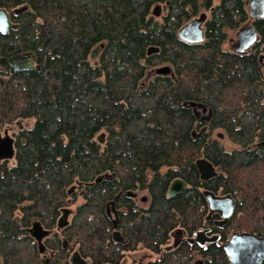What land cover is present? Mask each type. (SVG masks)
I'll return each instance as SVG.
<instances>
[{"label":"trees","instance_id":"1","mask_svg":"<svg viewBox=\"0 0 264 264\" xmlns=\"http://www.w3.org/2000/svg\"><path fill=\"white\" fill-rule=\"evenodd\" d=\"M157 1H169L162 22L150 14ZM200 4L0 0L11 12L25 6L13 15L17 27L0 34V74L8 76L0 86V128L34 121L16 133L14 162L0 160V264H73L77 252L91 264L116 263L139 247L158 254L174 228H200L202 187L236 196L224 238L231 230L264 235V147L253 148L264 141V78L256 51L222 49L228 30L246 21L247 0H223L206 23L205 39L185 42L178 36L182 18ZM253 24L254 45L263 50L264 18ZM151 45L159 51L147 54ZM23 52L35 56V66L11 73L1 58ZM162 63L172 75L144 81ZM191 100L213 109L210 130L201 135L185 105ZM218 127L242 150L224 151L213 133ZM203 155L221 164L224 176L201 182L195 161ZM177 177L189 186L169 196ZM135 191H145L149 202L128 193ZM111 200L126 243L112 237L105 209ZM68 206V222L60 225ZM35 221L50 230L42 250L30 232ZM190 253L181 244L151 264H189ZM208 254L215 257L208 264H227L221 247Z\"/></svg>","mask_w":264,"mask_h":264},{"label":"flooded vegetation","instance_id":"2","mask_svg":"<svg viewBox=\"0 0 264 264\" xmlns=\"http://www.w3.org/2000/svg\"><path fill=\"white\" fill-rule=\"evenodd\" d=\"M222 1L223 0H210L209 3L207 4L206 1L201 0V4L196 9V13L192 14L188 18L184 17V18H182V20L184 21V23H186V22L192 20L193 18L198 17L200 15V13H204L205 19L202 23V27H203L204 36H205L206 23L211 18L213 12L215 11V8L219 4H221ZM249 5H250V0H247L246 11H247L248 17H247L246 21L240 27H238L236 29L238 31L241 27H243L245 25H249V24H252L255 27V25L253 24V21L256 19L264 18V16L263 17H252L250 12H249ZM188 11L190 13H192V11H193L192 7L190 5H188ZM15 13H17V12H15ZM15 13L13 12V10H12V12L9 11V18L13 23H16L15 18L13 16V15H15ZM150 14H151V16H153V18L155 20L162 22L165 19V17H167L170 14L169 1H166V2L157 1V2L153 3L151 6V9H150ZM245 23H247V24H245ZM183 24H181V26ZM11 29H14V28H9L5 32H0V34L8 33ZM255 29H256V27H255ZM257 33H258V31H257ZM258 38H259V33H258ZM258 38H257V40H258ZM254 44H252L251 46H249L247 48H244L243 50H238L236 47L237 46L236 44L231 48H226L224 45H222V49L226 52H230V53L237 54V55L238 54L251 55V54H254V52L256 51L257 52L256 53L257 61L259 63L258 69L260 71L261 76L264 78V49L262 50L260 48H257V47H255ZM93 50H94L93 51V57H96L97 48H95ZM16 55L18 56L19 60H27L29 58L32 59L34 61V66H35V56L32 55L30 52L17 53L15 55L10 56V57H2L1 58L2 64H7L9 71L11 68V65L9 63V59L13 56H16ZM172 72H173V70L168 75H172ZM7 77L8 76H6V75L0 74V78L2 80L0 86H2L6 82ZM192 102H194L195 104H192ZM185 105L187 107L191 108V110H192V112L196 118V124H195L196 126L194 127L193 132L197 135H201L202 133L208 132L210 130V127L207 123L210 121V119L213 115L212 107L204 101L200 102V101H194V100L186 102ZM197 127L199 128V131H196ZM213 133H214L215 137H217L219 144H221L222 147H224L223 148L224 151H229V150L241 151L242 150L239 145L231 142V140L227 136L226 131L223 128H221V127L215 128L213 130ZM13 138H14V146H15L16 137H13ZM254 147H264V141L257 142L255 145H253V148ZM201 158L208 160L209 162H211L214 165V167L216 169V174L214 176H212V178L217 176V175H223L224 176L225 173H223L222 165L213 162L209 157H207L206 155H203V156H200L199 158H197L195 161V167L198 171L199 180L201 182L202 181H209L211 179V177L207 178V179L202 178L200 175V172H199V169H198V166L196 163H197V160H199ZM106 176H109V175L107 174ZM177 178H180L183 181H185L182 177H177ZM174 179H176V178H174ZM173 180H171L169 182L168 189H169V186ZM185 183H186L185 188H187L189 186V183L186 181H185ZM168 189H167V194H168ZM184 189H182V190H184ZM201 190H202V194L204 196L206 213L204 214L203 222L201 223L200 228H198L197 230H194L192 233H189L186 229L174 228L170 232L169 238L162 245L161 251L158 252V254L147 249V248H144V247H139L137 249H128V250H125L124 255L121 257L119 262H116V263L107 262L104 264H108V263L109 264H151V262H153L155 260H160L162 258V252L163 251L175 250V249L179 248L181 244H187L189 249H191V253L189 254V261H188L189 264H208V262H212L215 257L212 254H208V249H209V247H211L213 245H217L224 250V252L226 254V258H227V264H230V259L226 253L224 245L229 242L231 234L234 232H244V231L252 232V233H255V232L250 231V230H240V231L239 230H231V232H229L227 234V237L224 238V233L222 230L224 229V227L227 225L228 221L230 220V218L234 214L235 205H236V198H235L236 196L232 195L230 193H227V192H222L221 189L214 190L213 188L202 187ZM181 191H179V192H181ZM142 192L145 193L146 195L140 196L139 194ZM208 192H211L214 196H217V197H223L226 195L231 196L233 198V201H234V206H233V210H232L233 214L231 213L228 218H224V216L221 214V212L219 210L212 211L209 207V200L207 197ZM128 193L132 197L136 198L138 200V202L141 204H147L149 202V196L147 195V193L145 191H135V192H128ZM177 193H175L173 195H169V194L168 195L174 196ZM72 209H73V207H71V206H68V207L63 209L61 217L59 219L60 225H64L68 222V216L70 215ZM105 209H106V212H107L109 219L112 222V227H113L112 228L113 229L112 230V237H113V239L117 242L126 243V240L123 237H121L120 231L118 230L119 216L117 213L118 209H117L116 205L114 204V201L111 200L110 203H107ZM65 214H66V217H64ZM199 231H202V233L197 238V233ZM258 235H261V234H258ZM43 240H44V238H43ZM77 253L79 254V252H77ZM85 260L89 264H91V261H89L87 259H85ZM262 264H264V260L262 261Z\"/></svg>","mask_w":264,"mask_h":264},{"label":"water","instance_id":"3","mask_svg":"<svg viewBox=\"0 0 264 264\" xmlns=\"http://www.w3.org/2000/svg\"><path fill=\"white\" fill-rule=\"evenodd\" d=\"M25 9V6L14 8L13 12H19ZM249 12L252 17L264 16V0H250ZM157 13V12H156ZM205 19V14L200 13L198 17L184 23L178 30V36L188 43H199L205 38L202 23ZM16 23H13L9 18V10L0 7V32H5L9 28H15ZM258 38V33L252 24L241 27L237 33V49L243 50L254 44ZM159 47L151 45L147 48V54L158 52ZM11 65L10 72L15 73L20 70L31 69L34 67L32 59L19 60L18 56H13L9 59ZM171 72V67L168 64L160 65L154 69L155 74H168ZM0 78V85H1ZM192 104H195L192 102ZM200 105V104H199ZM97 139L104 141V133H100ZM15 155L14 138L4 130L2 134L0 130V160H7ZM197 166L202 178H210L216 174L214 165L206 159L197 160ZM186 187L185 181L182 179H174L168 189V194L173 195ZM209 207L212 211L219 210L224 218H228L232 213L234 201L229 195L223 197L214 196L211 192L207 193ZM31 234L36 238L40 249L43 248V238L49 235L50 230L43 228L40 222L35 221L30 228ZM202 233H197V238ZM227 255L230 259V264H262L264 260V235H258L252 232H234L231 234L229 242L224 245ZM73 264H89L84 258L75 253L71 257ZM109 264V263H108Z\"/></svg>","mask_w":264,"mask_h":264},{"label":"rangeland","instance_id":"4","mask_svg":"<svg viewBox=\"0 0 264 264\" xmlns=\"http://www.w3.org/2000/svg\"><path fill=\"white\" fill-rule=\"evenodd\" d=\"M247 24V23H245ZM237 33H238V30H228L227 32V38L226 40L224 41L223 45L226 47V48H231L233 47L235 44H237ZM163 65L167 64V63H162ZM162 64H158V65H155L153 67H151L148 71V74L147 76L145 77V81H148L150 79L151 76L154 75V69L157 67V66H160ZM33 120L32 119H20L16 122H14L13 124H10V125H7L3 128H1V132L4 133V130H7L8 134L11 135L12 137H16V133L19 132L20 129L22 128H26V127H31L32 124H33ZM14 162V158H10L8 160V163L11 165L12 163ZM140 196L141 195H146L145 193H140L139 194ZM81 200H79L80 202ZM73 210V209H72ZM68 215V214H67ZM66 216V214H65ZM64 216V217H65ZM70 215L68 216V219H69ZM67 219V218H66Z\"/></svg>","mask_w":264,"mask_h":264},{"label":"bare ground","instance_id":"5","mask_svg":"<svg viewBox=\"0 0 264 264\" xmlns=\"http://www.w3.org/2000/svg\"><path fill=\"white\" fill-rule=\"evenodd\" d=\"M212 178V177H211ZM180 179V178H179ZM233 214V213H232ZM66 217V216H65ZM176 237V236H175ZM194 239V238H193Z\"/></svg>","mask_w":264,"mask_h":264}]
</instances>
